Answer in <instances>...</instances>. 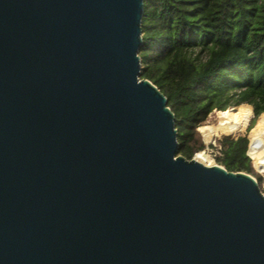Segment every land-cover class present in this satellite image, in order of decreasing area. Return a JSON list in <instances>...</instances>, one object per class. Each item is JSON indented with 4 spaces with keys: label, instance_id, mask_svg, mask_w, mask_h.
I'll return each instance as SVG.
<instances>
[{
    "label": "water",
    "instance_id": "obj_1",
    "mask_svg": "<svg viewBox=\"0 0 264 264\" xmlns=\"http://www.w3.org/2000/svg\"><path fill=\"white\" fill-rule=\"evenodd\" d=\"M143 12L0 0V264H264V193L178 154Z\"/></svg>",
    "mask_w": 264,
    "mask_h": 264
},
{
    "label": "trees",
    "instance_id": "obj_2",
    "mask_svg": "<svg viewBox=\"0 0 264 264\" xmlns=\"http://www.w3.org/2000/svg\"><path fill=\"white\" fill-rule=\"evenodd\" d=\"M142 78L167 98L175 115L178 154L207 147L199 128L212 115L242 104L264 113V0H144ZM216 164L262 177L248 153V135L217 140Z\"/></svg>",
    "mask_w": 264,
    "mask_h": 264
},
{
    "label": "bare ground",
    "instance_id": "obj_3",
    "mask_svg": "<svg viewBox=\"0 0 264 264\" xmlns=\"http://www.w3.org/2000/svg\"><path fill=\"white\" fill-rule=\"evenodd\" d=\"M252 115L253 109L250 105L242 104L231 107L225 111L218 112L216 123L202 126L199 131L206 144L213 143L215 138L221 134L237 135L246 129L248 130L247 127L250 124ZM248 153L254 160L257 169L260 172H264V113L259 117L254 127ZM194 159L208 167L216 165L206 151H200L195 155Z\"/></svg>",
    "mask_w": 264,
    "mask_h": 264
},
{
    "label": "rangeland",
    "instance_id": "obj_4",
    "mask_svg": "<svg viewBox=\"0 0 264 264\" xmlns=\"http://www.w3.org/2000/svg\"><path fill=\"white\" fill-rule=\"evenodd\" d=\"M217 115H218V111H216L213 115H212V117H211V119H210V122L208 123V124H206V125H209V124H213V123H216V121H217ZM252 120V119H251ZM251 123V122H250ZM250 125V124H249ZM205 126V125H204ZM248 128V130L246 129V130H244V131H242V132H240V133H238L237 135H231V136H238L239 134H242V135H248V137H249V139L251 140V136L253 135V132H254V128H252L251 130H249V126L247 127ZM202 135V134H201ZM223 136H226V135H224V134H221L219 137H216L215 138V140H214V142L213 143H208V144H206L207 145V147H206V149L204 150V151H206V153H207V155L215 162V160H214V155L216 154V152L218 151V148H211L210 147V145H214V143H215V145H216V147L218 146L217 145V140L218 139H220V138H222ZM203 137V136H202ZM204 139V138H203ZM205 141V140H204ZM195 157V156H194ZM252 159V158H251ZM252 161H253V163H254V160L252 159ZM216 163V162H215ZM254 165V169H255V171L256 172H258L259 174H260V176L262 177V185H261V191L264 193V172H260L258 169H257V167L255 166V163L253 164ZM256 180H257V178H255ZM258 181V180H257Z\"/></svg>",
    "mask_w": 264,
    "mask_h": 264
},
{
    "label": "built area",
    "instance_id": "obj_5",
    "mask_svg": "<svg viewBox=\"0 0 264 264\" xmlns=\"http://www.w3.org/2000/svg\"><path fill=\"white\" fill-rule=\"evenodd\" d=\"M214 146H216L215 143H214ZM216 154H220V152H219V148H218V151L216 152Z\"/></svg>",
    "mask_w": 264,
    "mask_h": 264
}]
</instances>
